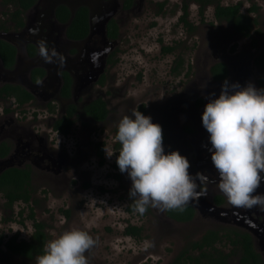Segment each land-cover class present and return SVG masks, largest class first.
Wrapping results in <instances>:
<instances>
[{
	"label": "rangeland",
	"instance_id": "obj_1",
	"mask_svg": "<svg viewBox=\"0 0 264 264\" xmlns=\"http://www.w3.org/2000/svg\"><path fill=\"white\" fill-rule=\"evenodd\" d=\"M60 1H66L74 8L80 3H86L91 7L94 15V32L90 39L82 45L78 59L70 60V62L84 61L87 64V70L93 68L89 74L80 76V79L83 80L82 87L87 88L86 92L82 94L85 96L86 93L106 94V98L109 99L112 106V114L108 122L95 124L93 128L89 127L88 122L82 125V122L77 120L74 133L70 138H67V142L71 143V149L74 145L76 150L80 146L86 148V154H88L82 162L80 171L70 177L75 180L65 178L62 181L60 179L62 183L57 192L52 188L46 189L47 191L39 189L38 204L30 203L32 206L36 205L34 207L36 218L38 221L47 223V231L51 236L49 240L73 228L87 231L96 240L95 246L86 253L89 264H173L179 250L189 241L191 233L216 223H207L206 219L210 216H204L202 213L203 216L200 220L185 226H176L165 220L157 208L152 207L151 213L146 215L130 211L129 206L133 201L130 200L129 190L126 187L130 178L126 173L124 179L119 168H114V164L117 165L116 153L111 158L105 154L104 162L101 164L100 158L95 153L97 149L95 145L96 142L105 140L107 144L104 149L114 151L115 129L118 120L123 115H130L134 110L141 111L144 105L145 111L141 112L150 115L154 122L161 110L156 108L155 103L168 101L171 96L179 94L190 84L193 86V90L194 88L197 90L203 88L202 85L207 79L209 65L212 62L211 58L221 56L220 54L215 55L214 52L219 53L220 46L223 45L221 40L223 34L229 31L233 35V30L230 25L215 20L213 6L207 8L203 16L204 19H202L199 14V5L191 1L189 19L195 24V31H190L181 21L184 0H137L131 10H121L120 0H43L42 5L33 10L28 26L21 32L22 35L11 36V40L19 42L22 47V43L32 34L40 43L45 42L48 34L50 38L54 39L55 45L51 44L50 54H42L38 59L39 63L54 65L50 66L53 73L57 71L55 66L59 63L68 62L65 47L63 49L60 44H56L57 38L62 33V26L55 23L52 16L53 6ZM222 1L224 4L242 1L244 12H248L253 1L259 7V11L252 12L251 15L258 17L257 29H260L261 33L259 34L256 29V33H253L252 37L229 41L226 49L228 54L233 55L236 50H249L250 44L256 48L255 50L264 49V0ZM109 16L117 17L120 20L122 35L117 40L110 41L102 36L101 23ZM39 21L48 24L50 31L44 33V28H39L38 31L35 27ZM253 41H255V45L252 44ZM216 44L217 46H215ZM173 45L177 46L174 51L164 52L165 46ZM114 47H118L116 56L119 61L117 65L109 69L110 78H108L107 85L101 87L96 84L97 69L94 65L102 63L105 54ZM178 55H181L185 60L184 66L179 69V74L175 70V61ZM24 60L21 61L19 69L12 73L21 81H27L28 69L34 62H24ZM190 63L192 67L188 68ZM252 72L257 79L264 77V70L259 72L255 66L252 68ZM56 81L55 78L49 79L51 83H56ZM220 90L208 93L214 92L219 95ZM203 93H199L197 98H200ZM204 96L206 97V93ZM31 104V112L42 109L40 101ZM31 112H28V119L22 120L23 123L33 120L30 118ZM199 114L200 112L195 115L192 123L195 125L197 122L201 129L203 126L199 121ZM167 115L168 113L163 114L169 122ZM39 116L43 119L46 113ZM164 122L166 120L159 121L162 129L166 128ZM155 123H157V119ZM175 126L180 133L177 122L168 127ZM185 126L186 124H184V129ZM169 128L168 131L171 132ZM191 131L195 132V128H192ZM201 154L204 158L207 156L204 151H201ZM65 181H69L67 185L64 184ZM85 183L90 185L86 186ZM42 184L44 182L36 180L38 187ZM101 186L104 188L101 189ZM31 205L17 202L12 208L7 207L6 200L0 194V236L9 237L19 234V238L30 239L35 230L33 220L29 217ZM65 208L70 209V217L64 215L62 210ZM21 211H23L22 216L20 215ZM215 211L217 215H221L220 208L215 207ZM21 220L24 222L22 223ZM198 222L202 223L197 224ZM130 224L143 227L142 237L137 238L125 233L126 227ZM2 248L0 264H36V260L28 261L8 253L3 245ZM236 259L237 257L233 258V261Z\"/></svg>",
	"mask_w": 264,
	"mask_h": 264
},
{
	"label": "flooded vegetation",
	"instance_id": "obj_2",
	"mask_svg": "<svg viewBox=\"0 0 264 264\" xmlns=\"http://www.w3.org/2000/svg\"><path fill=\"white\" fill-rule=\"evenodd\" d=\"M136 1L137 0H134L132 5L126 8V0H120V9L131 10L135 6ZM42 2L43 0H38L35 5H33L30 9L23 13L25 23L23 26L17 27L15 22L8 20V15H4L5 11L9 9L10 11H12L14 10V8L12 6L8 7L7 5H3L2 1L0 0V41L3 40L9 42L16 48V56L12 66H7L5 60L0 54V176L8 169H28L31 176L32 186L30 187V189L32 190L33 194L31 197L32 204H36L34 201L38 200L37 193L39 192V189L41 191L46 189L49 190L50 188H52V190L57 192L60 187L59 185H61L62 181L65 178H68L69 180H75L74 178L70 177L80 171L82 162L88 154H86L87 149L80 146L79 149L77 148L76 150L75 145L71 149V143L67 142V138H70V136L74 133V127L77 120H80L82 122V125H85V123L88 122L89 127L93 128L95 124H104L108 122L112 114V106L109 99L106 98V94L98 93L97 95H93L92 93H86V96L82 94L83 92H86L87 88L84 89L82 87L83 80L80 79V76L89 74V72H91L90 70H92L93 68L87 70V64H85L84 61L75 63L70 62V60L78 59V55L82 51V45L86 43V41L90 38L88 37L89 35L84 39H73L68 36L67 29L70 21L67 23L61 22L56 16V8L61 4L67 5L71 9L70 4L66 1H60V3H57L58 5L56 6L52 16L54 22L62 26V33L60 34V36L58 35V42H56V44H60L63 49L65 47L66 54L64 53V51L63 53L68 56V59H66L68 60V62L59 63L57 66H55L57 68V71L53 73L50 66L54 65L49 63H39V60H37V63H32V65L28 69L27 81H21L19 77H14L12 75L14 71L19 69L21 61L23 59H25L24 62H28L34 61V59L36 58H41L42 54H50L49 51L51 50V44L55 45L54 39L50 38L48 34L46 35L44 43H40L35 35L32 34L29 38H27V40L25 39L26 41L22 43V47L19 42L11 40V36L17 37V35H22L21 32H23V30H25V28L28 26L29 19L33 13V10H35L38 6H41ZM221 4L225 6L230 5L224 4L222 0ZM82 5L88 6L91 12V7L86 3H80L76 7V9ZM210 6H213L215 9L214 4L207 6V8ZM207 8L205 9V11L207 10ZM241 11L244 12L243 6ZM182 14H184V11ZM112 19L116 20L119 33L118 38H110L108 36L107 27V39H109L110 41L117 40L122 35L120 20L117 17H111L109 22ZM188 20L190 21L189 15ZM215 20L230 25L231 29L233 30V35L230 34L232 32L229 31H226L223 34L221 38L223 45L220 46L221 49L219 50V53L217 51L214 52L215 55L220 54L221 56L219 58H211L212 62L209 65L208 76L203 83V85H206V87L199 88L198 90L197 88H194V91L193 86L190 84L189 86H186L184 90H182V92H180L179 94L176 93L175 95L171 96L168 101L165 100L164 102L155 103L156 108L158 110L161 109L159 111L158 117L155 118V121L157 119V123H159V121L163 122L166 120V122H164L166 124V128L163 127L162 129V132L165 135V137L163 138L165 151L167 152L171 150H179V152L182 155L187 156L190 161V173H203L208 177V180L205 183H200L199 181H197V190L201 193V195L197 199L193 200L195 205L191 202L189 203L195 208L192 219L186 221L177 220L169 216L167 211H161L159 209L157 210L162 213L163 218L169 221L171 225L185 226L190 223H194L195 221L200 220L203 214L204 216H210V218L207 217L208 219H206L207 223H216L215 225H212L210 227L199 228L195 233H191V236H189L190 238L188 239L189 241H187L182 249L187 245H191L193 241H198L199 239H201L203 234L210 228H234L236 230L248 232L251 235L253 240V247L262 259L260 264H264V208L255 206L252 208L235 207L229 203L227 197L222 192H220L216 186L219 176L210 159L208 147H210L211 145L209 144L208 139H205V145H200V143L204 141L202 137L207 131L204 127H201L200 129L197 122L195 125L192 123L195 119V115L198 112H200L199 121H201L202 123V107L208 102V92L221 89V85L225 80L216 79L211 72V67L218 62H222L227 65L229 73L226 79L230 83L239 82L241 86H245L249 82H251L257 88H264V77H259L257 79L254 72H252V68L254 66L259 70V72H262V70H264V68L259 67L255 64L257 56L264 49L260 48L259 50H255L256 48H254L253 45L250 44L249 50H236L234 51L235 54H228L226 49L229 41H237L238 39L246 36L237 31L235 26L228 20H218L216 17ZM64 26H66V28L63 29ZM35 28L38 29V31L39 28H44V33L50 31V26L46 23H43L42 21H39ZM255 29H253L254 34ZM8 36L10 37L9 40L7 39ZM218 38L219 36L217 37V39ZM30 45L35 46L36 51H31L29 48ZM215 46H217V44ZM20 48L22 50L21 53ZM117 48L118 47L111 48V50L106 55V60H103L102 62L103 65L101 62H99L98 65H94V67L97 69L96 84L101 87L107 85L108 83V78H110L109 69L118 64L119 60H116V62H113V60H109L110 56L113 53H115L114 58H117ZM180 56L181 55H178L176 60L179 59ZM184 64L185 60L183 65L180 67L182 68ZM100 67L101 71L99 72ZM180 67L176 69V72H178V74L180 73ZM189 67H192L191 63L188 64V68ZM35 68H40L42 70V72H40L41 76L38 77L37 80L33 78V70ZM190 70L191 68L189 69L188 74L190 73ZM52 78H55L57 80L56 83L49 82V79ZM66 80H70L71 82L69 84V96H65L62 94L66 84ZM8 84L24 87L29 92H31L33 98L29 101L21 103L15 94H7V91L4 88ZM89 89H91V87H89ZM199 93H203V95H201L200 98H197V96L200 95ZM205 93L206 97L204 96ZM99 99H102L106 103V106L109 110L105 119H96L86 111V107ZM36 101H40L42 103V109L33 110L31 112L30 105L32 106L31 103H36ZM72 106H74V112L71 116V119L74 122L71 131L68 134H64L55 128V123L58 119L63 118L69 112V109ZM28 112H31L30 118L33 120L29 123H23L22 120L28 119ZM43 113H46V116L42 119L39 115ZM47 113H49V116L47 115ZM164 113H168L167 118L169 119V122L167 121L166 117L163 116ZM163 117L165 118L163 119ZM176 122L179 125L180 133L178 132L176 126L172 128L168 127L170 124H176ZM181 124L183 125L180 127ZM184 124H186L185 129ZM168 128L171 130V132L168 131ZM192 128H195V132L191 131ZM116 132L117 128L115 129V135ZM180 134L183 135L181 136ZM102 143L105 144L101 146ZM106 144L107 142L105 140H100L96 142L95 145L97 147L95 153L96 156L100 158L99 162L101 164L105 159L104 147L106 146ZM117 144L118 142L115 140V142L113 143V149L115 152H117L116 155H118V150L121 147ZM101 148L104 152L103 156L99 153ZM201 151L207 153V156L205 158L202 156ZM116 167L118 168V166L114 164V168ZM122 175L125 179L126 173H123ZM60 179H62V181ZM36 180H41L42 182H44V184L38 187V185H36ZM130 181L131 180H129L127 184L125 182L128 190L131 186ZM68 182L65 181L64 184L67 185ZM87 185L90 184H86V186ZM100 188L103 189L104 187L101 186ZM2 193L3 192H0V194ZM257 193L264 194V181L261 182L260 187L257 189ZM3 199H5L4 196ZM17 202L22 201L18 200L15 203ZM131 205H134L133 202L130 204V206ZM215 207L221 209V215L216 214ZM148 208L149 210H147L143 215H146L151 211L152 207L150 208L149 206ZM216 217L219 219H217ZM216 220L220 222H217ZM201 223L202 222H198L197 224ZM2 236L4 237L5 241L0 244V250L3 249L2 245L7 249L6 240L11 237L1 235L0 238ZM182 249H180L179 252ZM236 257L237 261L235 260V262L233 261V258ZM233 258L231 260V263L238 264V256H234Z\"/></svg>",
	"mask_w": 264,
	"mask_h": 264
},
{
	"label": "clouds",
	"instance_id": "obj_3",
	"mask_svg": "<svg viewBox=\"0 0 264 264\" xmlns=\"http://www.w3.org/2000/svg\"><path fill=\"white\" fill-rule=\"evenodd\" d=\"M208 96L201 119L219 176L216 186L235 207L264 208V194L257 193L264 181V88L225 79L219 95ZM114 139L121 146L116 163L131 180L129 197L139 214L149 206L182 212L201 195L197 181L208 177L190 173V161L179 150L165 151L162 126L150 115L139 110L123 115ZM104 151L109 158L117 153ZM95 244L87 231L66 230L47 242L36 264H89L86 253Z\"/></svg>",
	"mask_w": 264,
	"mask_h": 264
},
{
	"label": "trees",
	"instance_id": "obj_4",
	"mask_svg": "<svg viewBox=\"0 0 264 264\" xmlns=\"http://www.w3.org/2000/svg\"><path fill=\"white\" fill-rule=\"evenodd\" d=\"M3 5L8 7L12 6L14 10H7L4 15H8V20L16 23L17 27L24 25V16L28 9L37 3L38 0H1ZM134 0H126L125 7L128 8L132 5ZM199 5V13L204 16L205 9L209 5H215L214 15L218 20H228L232 23L237 31L246 37L253 36V29H257L259 19L257 16H252V12H258L259 7L253 1L252 7L248 9V12H242L243 2L239 1L236 4L222 5L221 0H190ZM162 6H164L162 4ZM184 14L181 17L182 23L190 29L195 30V26L188 20L189 15V1L184 0L183 3ZM56 16L61 22H69L67 34L73 39H84L89 35L90 32V9L86 5L78 7L72 14V10L67 5L61 4L56 8ZM73 16V17H72ZM2 26V25H1ZM108 36L110 38H118V24L115 19H112L108 23ZM255 29V30H256ZM254 30V31H255ZM260 34L261 30L257 29ZM256 33V31H255ZM254 45L255 41L252 42ZM31 51H36L35 46H29ZM176 49V46H165L164 52H172ZM0 54L5 60L7 66H12L16 56V48L9 42L0 41ZM113 53L109 60L116 62L118 58H114ZM176 68L183 65L184 60L180 56L175 61ZM255 64L259 67L264 68V50L257 56ZM34 79L37 80L41 76L42 70L35 68ZM211 72L216 79H226L228 76V68L225 63L218 62L211 67ZM70 80H66V84L63 90V95H70ZM8 95L15 94L18 100L23 103L33 98L31 92L22 86L6 85L4 88ZM87 113L91 114L96 119H105L109 110L106 103L99 99L93 102L91 105L86 107ZM144 110V105L141 108ZM74 112V106L69 109V112L61 119H58L55 123V128L64 134H68L73 125L71 116ZM165 135L163 134V138ZM105 143H102L103 146ZM120 146L119 142L117 144ZM100 155L103 156V149H100ZM31 176L30 171L27 169H8L0 176V192H3V196L6 199V206L12 208L14 203L18 200L31 205L32 190L31 187ZM88 186V185H87ZM38 204V200L34 201ZM34 207L31 205V213L29 217L33 220L34 232L30 239L19 238V234H14L6 240L7 252L14 255L20 256L28 261L37 260V257L44 251V247L50 239L49 231H47V223L44 221H38L34 211ZM130 211H134V205L129 207ZM149 210V208H148ZM63 213L66 216H70L69 209H63ZM195 208L188 204L184 211L169 210L168 215L181 221L190 220L193 217ZM23 211L20 212L22 216ZM23 223L24 220H21ZM142 226L130 224L126 227L125 233L130 236L137 238L142 237ZM5 241L4 237L0 238V244ZM193 244V245H192ZM191 245H187L183 248L176 256L173 264H232L231 260L234 256H238V264H260L261 258L253 247V240L248 232L236 230L234 228H210L208 229L198 241H193ZM228 247V248H227Z\"/></svg>",
	"mask_w": 264,
	"mask_h": 264
},
{
	"label": "water",
	"instance_id": "obj_5",
	"mask_svg": "<svg viewBox=\"0 0 264 264\" xmlns=\"http://www.w3.org/2000/svg\"><path fill=\"white\" fill-rule=\"evenodd\" d=\"M58 3H60V2H58ZM58 4H55L54 6H53V8H52V14L54 13V11H55V8H56V6H57ZM71 10H72V14L74 15V13H75V11H76V8H74V7H71ZM73 17V16H72ZM110 16L108 17V18H105V20H103V22L101 23V31H102V36L104 37V38H106L107 39V24H108V22H109V20H110ZM67 25V24H66ZM93 32H94V15H93V13H92V10H91V12H90V33H89V38L91 37V35L93 34ZM9 36L7 37V39L9 40ZM22 52V50H21V48H20V53ZM106 55L107 54H105V56H104V59L103 60H106ZM37 60H39L38 58H36V59H34V62L33 63H37ZM208 136H209V134H208V132H206L205 134H204V136L202 137V138H204V139H208ZM206 144V141L204 140L203 142H201L200 143V145H205ZM192 204H194L195 205V203L192 201L191 202Z\"/></svg>",
	"mask_w": 264,
	"mask_h": 264
}]
</instances>
